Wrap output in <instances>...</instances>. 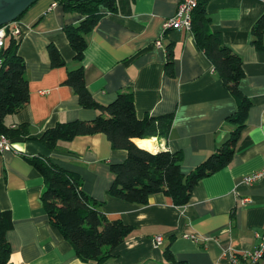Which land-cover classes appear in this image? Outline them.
<instances>
[{
	"label": "crops",
	"instance_id": "0c3cea01",
	"mask_svg": "<svg viewBox=\"0 0 264 264\" xmlns=\"http://www.w3.org/2000/svg\"><path fill=\"white\" fill-rule=\"evenodd\" d=\"M180 1L115 0L116 9L105 8L85 34L80 62L74 60L65 33L83 19L77 11L58 0H36L16 20L21 30L17 52L26 64L29 100L3 123L28 124L29 137H16L15 149L0 152V209L11 218L8 264H220L229 254L258 243L256 234L264 231V181L248 185L242 178L264 165V49L255 47L251 33L264 13V0H207L205 5L210 29L242 60L240 89L250 101L243 124L235 121L238 101L196 45L192 31L163 30V21ZM159 38L162 47L155 45ZM50 45L64 65L50 64ZM79 66L96 101L107 104L118 93L131 92L139 119L172 114L167 137L135 138L138 147L178 152L181 170L188 174L238 129L228 164L200 178L182 207L162 192L143 205L110 195V163L122 161L127 151L113 148L105 133L60 141L55 150L38 140L59 121L91 120L99 113L83 107L64 83L68 72ZM36 156L49 157L76 174L83 191L103 202L105 215L132 226L109 257L81 260L59 228L50 224L41 198L46 183L31 162ZM156 236H161L160 245L155 244ZM166 248L174 263L166 261ZM258 264H264V257Z\"/></svg>",
	"mask_w": 264,
	"mask_h": 264
},
{
	"label": "trees",
	"instance_id": "16d2710c",
	"mask_svg": "<svg viewBox=\"0 0 264 264\" xmlns=\"http://www.w3.org/2000/svg\"><path fill=\"white\" fill-rule=\"evenodd\" d=\"M58 1L66 9L75 10L84 16L78 25L65 28L69 44L74 50V60L80 62L86 47L85 34L93 28L105 8L116 9L115 0ZM206 2L200 0L193 10L191 31L196 45L211 61L224 87L238 101L235 121L243 124L250 101L240 89L244 77L242 60L222 42L220 33L210 29L211 18L205 8ZM251 33L255 47L264 49V13L253 24ZM18 42L19 38L9 33L0 52V133L7 135L13 143L16 137H29L28 124L7 127L3 123L6 115L16 112L29 100L26 64L17 52ZM48 54L52 66L65 64L54 46L48 47ZM64 83L77 94L83 107L98 110L99 113L91 120L59 121L45 129L38 140L47 149L55 150L60 141H69L79 135L105 133L113 148L127 151L122 161L112 162L109 166L113 180L108 192L114 197L143 205L149 202L152 194L162 192L171 198L174 205L182 207L189 202L198 180L227 165L233 154L238 129L228 142L208 156L194 171L184 174L178 152H151L134 143L135 138L167 137L172 114L147 115L139 119L131 92L118 93L107 104L96 101L86 86L81 66L69 71ZM144 142L141 141L142 146ZM31 162L46 183L41 198L48 221L59 228L78 258L100 262L109 257L112 250L131 234L132 226L120 218H109L102 212L103 202L94 200L83 191L82 181L76 174L60 167L49 157L36 156ZM10 227L9 212L0 209V264L9 262L11 248L6 232ZM164 255L166 261L175 262L169 248H166Z\"/></svg>",
	"mask_w": 264,
	"mask_h": 264
},
{
	"label": "built area",
	"instance_id": "2783aa9c",
	"mask_svg": "<svg viewBox=\"0 0 264 264\" xmlns=\"http://www.w3.org/2000/svg\"><path fill=\"white\" fill-rule=\"evenodd\" d=\"M199 1L200 0H181L177 5L174 14L163 21V30H191L192 13L197 7ZM15 22L16 20L0 26V52L9 33L15 36L17 39L20 37L21 30L19 25ZM155 45L162 47L160 38L156 40ZM1 64L2 59L0 58V65ZM11 149H15L14 143L7 135L0 133V152ZM242 180L248 185H253L257 182L264 181V165L256 170H253L252 172L245 174ZM246 201V198L242 199V202ZM185 236L196 239L195 234H186ZM256 236L258 238V243L253 248L235 251L234 253L229 254L220 264H258L264 257V231L257 233ZM161 240V236H156L154 238L156 245H160Z\"/></svg>",
	"mask_w": 264,
	"mask_h": 264
},
{
	"label": "water",
	"instance_id": "95a60500",
	"mask_svg": "<svg viewBox=\"0 0 264 264\" xmlns=\"http://www.w3.org/2000/svg\"><path fill=\"white\" fill-rule=\"evenodd\" d=\"M35 1L36 0H0V26L17 20Z\"/></svg>",
	"mask_w": 264,
	"mask_h": 264
},
{
	"label": "bare ground",
	"instance_id": "6f19581e",
	"mask_svg": "<svg viewBox=\"0 0 264 264\" xmlns=\"http://www.w3.org/2000/svg\"><path fill=\"white\" fill-rule=\"evenodd\" d=\"M147 146L148 148H152V143L149 142Z\"/></svg>",
	"mask_w": 264,
	"mask_h": 264
}]
</instances>
